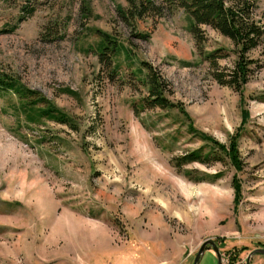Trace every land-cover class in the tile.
<instances>
[{"label":"rangeland","instance_id":"rangeland-1","mask_svg":"<svg viewBox=\"0 0 264 264\" xmlns=\"http://www.w3.org/2000/svg\"><path fill=\"white\" fill-rule=\"evenodd\" d=\"M252 1L254 19L264 23V0ZM117 5L127 2L0 0V74L39 91L74 123H28L14 115V95L0 97V264H192L207 238L223 264L246 247L233 264H247L248 253L264 247V42L247 53L253 71L242 90L249 118L238 139L235 209L227 162L175 166V157L210 144L177 109L143 107L141 61L170 83V99L184 104L193 127L225 145L241 126L242 95L212 78L182 8L129 25ZM200 27L203 51L222 48L218 70L229 69L233 43ZM56 28L63 36H44ZM103 33L120 47L107 62L96 52L108 43ZM184 169L223 174L195 181ZM208 247L198 264H218ZM248 264H264V255Z\"/></svg>","mask_w":264,"mask_h":264},{"label":"trees","instance_id":"trees-1","mask_svg":"<svg viewBox=\"0 0 264 264\" xmlns=\"http://www.w3.org/2000/svg\"><path fill=\"white\" fill-rule=\"evenodd\" d=\"M126 2V7L117 5L116 10L118 15L128 22L129 25L135 18L145 16L161 17L165 8H182L191 18L190 32L194 38L198 53L202 56L203 60L209 63L212 78L219 85L228 86L242 95V90L253 71L251 65L253 60L247 58V53L264 42V23L254 19V3L252 0H231L230 3H227L225 0H159L160 4H156L154 0H126ZM201 25L211 27L222 36L228 38L235 46L237 58L229 69L218 70L217 59L224 55L221 53L222 48L209 52L203 51L205 39L201 32ZM59 32V28L48 29L44 36L55 39L58 36H63ZM136 35L143 39L149 38V33H136ZM101 37H103V40H107L108 43L102 44L100 50L96 52L100 61L107 62V59L109 58L110 61L113 53L117 51V47H119L118 40L113 35L107 33H103ZM125 57L126 59H130V51L128 49L125 50ZM141 66L142 68H139L140 73H142L143 69L146 70L145 77L141 81L147 87V95L142 98L143 107L177 109L188 120V128L210 144V148L206 151L198 148L175 157V166L180 168L193 162L202 164L227 162L235 170L231 184L234 190V208L237 209L242 197V185L238 173L243 170L238 139L240 130L243 129V125L249 118V111L245 107V97L242 95L240 99L242 107L241 126L230 135L228 144L225 145L218 142L212 136L197 131L193 127V121L186 112L184 104L170 99L173 93L170 83L151 63L141 61ZM117 68V66L114 67V70H117ZM63 92L72 94L73 91L66 88ZM8 93L14 95L18 102L13 111L16 118L22 114L28 123L36 124L45 119L74 128L71 117L47 97L39 91L29 88L16 77L3 73L0 74V97ZM196 172L198 171L195 169L183 170L184 176L195 181L206 180L214 182L223 174L221 171L215 173L201 172L200 176H196ZM245 248L233 249V254L228 253L229 257L233 255L230 259L232 264L238 258L239 250Z\"/></svg>","mask_w":264,"mask_h":264},{"label":"water","instance_id":"water-1","mask_svg":"<svg viewBox=\"0 0 264 264\" xmlns=\"http://www.w3.org/2000/svg\"><path fill=\"white\" fill-rule=\"evenodd\" d=\"M210 246L212 248V250L214 251L216 257H217V261L218 264H223L222 263V253L219 250V247L217 245V243L211 239V238H207L205 239L200 245L199 248L194 256L193 259V263L192 264H198V261L201 257V255L203 254L204 250L206 249V247ZM254 254H263L264 255V247L263 248H255L253 250H251L248 255H247V264H248V260L250 259V257Z\"/></svg>","mask_w":264,"mask_h":264},{"label":"crops","instance_id":"crops-1","mask_svg":"<svg viewBox=\"0 0 264 264\" xmlns=\"http://www.w3.org/2000/svg\"><path fill=\"white\" fill-rule=\"evenodd\" d=\"M161 260H162V259H161ZM164 260L167 261L168 263H170L169 259L165 258ZM115 264H119V261H117V263H115ZM174 264H175V263H174ZM178 264H179V263H178Z\"/></svg>","mask_w":264,"mask_h":264},{"label":"built area","instance_id":"built-area-1","mask_svg":"<svg viewBox=\"0 0 264 264\" xmlns=\"http://www.w3.org/2000/svg\"><path fill=\"white\" fill-rule=\"evenodd\" d=\"M158 264H169L167 261L159 262Z\"/></svg>","mask_w":264,"mask_h":264}]
</instances>
